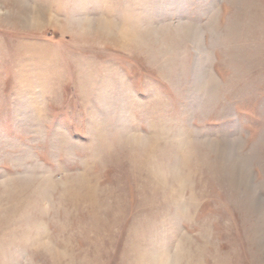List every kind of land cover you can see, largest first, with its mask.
Returning <instances> with one entry per match:
<instances>
[{
  "label": "rangeland",
  "instance_id": "obj_1",
  "mask_svg": "<svg viewBox=\"0 0 264 264\" xmlns=\"http://www.w3.org/2000/svg\"><path fill=\"white\" fill-rule=\"evenodd\" d=\"M23 1L66 28L0 0V264H264V0Z\"/></svg>",
  "mask_w": 264,
  "mask_h": 264
},
{
  "label": "bare ground",
  "instance_id": "obj_2",
  "mask_svg": "<svg viewBox=\"0 0 264 264\" xmlns=\"http://www.w3.org/2000/svg\"><path fill=\"white\" fill-rule=\"evenodd\" d=\"M6 1H8V0H6ZM9 1H11L14 6L18 7L17 14H15V15L13 14V17L16 19V22L18 25L23 24V25H27V26L31 25V26L39 27L40 25L43 26L44 24L50 23V24H53L59 28H66L65 27L66 25L63 24V22H61L60 20H58L57 17H55L54 15L53 16L52 15L47 16V14H45L46 10L44 9L45 10L44 11L40 6L36 5V8H34L32 10V8L29 5H27L23 0H9ZM119 27H121V29L117 30V33H119L122 38L128 37L127 35H130V33L132 32L131 28L123 26V25L119 26L117 23L109 20L108 18L100 19L99 22L97 23V27H96L95 31L99 34L100 33H104V34L106 33L105 35L110 36L114 33L113 29L119 28ZM133 30H135V29H133ZM133 34H135V33H132V35Z\"/></svg>",
  "mask_w": 264,
  "mask_h": 264
}]
</instances>
